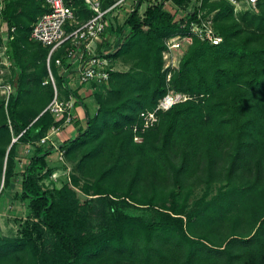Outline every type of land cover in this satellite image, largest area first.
Returning <instances> with one entry per match:
<instances>
[{
    "label": "trees",
    "instance_id": "1",
    "mask_svg": "<svg viewBox=\"0 0 264 264\" xmlns=\"http://www.w3.org/2000/svg\"><path fill=\"white\" fill-rule=\"evenodd\" d=\"M112 1L103 0V5ZM174 1L183 5L190 0ZM75 5L83 16L92 15L91 9H80L84 0ZM202 7L216 10L223 40L211 44L195 38L174 69L171 85L191 98L162 111L159 122L135 140L133 125L141 122L140 112L154 107L169 89L164 38L185 30L162 4L148 6L144 17L136 9L124 23L109 28L118 35L114 64L121 58L130 67L111 72L94 91L95 110L84 104L85 128L61 143L65 155L78 160L77 168L96 178L87 193H100L105 179L121 176L129 178L131 191H161L168 198L163 191L171 188L170 201L179 208L160 209L159 219L141 232L147 233V244L135 248V235L132 245L117 244L119 214L98 228L89 223L93 201L78 195L77 176L60 186L44 184L55 171L47 160L54 146L40 139L63 119L47 109L54 97L53 84L44 83L50 47L32 39L31 29L50 8L45 0H6L3 18L16 26L7 37L16 88L7 105L0 99L5 185L15 173L17 145L33 147L21 169V193L29 199L30 214L20 234H0V264H23L29 243L38 264H79L94 243V255L108 254L105 264H264V0L258 5L261 13L241 10L239 17L226 0H203ZM57 57L65 66L68 60L62 50L51 60L59 91L65 96L73 91L81 101L70 86L72 68L61 73ZM190 180L219 186L210 198L188 207L185 198L183 204L179 199ZM3 189L0 182V193ZM133 219L140 223L143 217Z\"/></svg>",
    "mask_w": 264,
    "mask_h": 264
},
{
    "label": "built area",
    "instance_id": "2",
    "mask_svg": "<svg viewBox=\"0 0 264 264\" xmlns=\"http://www.w3.org/2000/svg\"><path fill=\"white\" fill-rule=\"evenodd\" d=\"M77 0H45L50 8L49 11L39 15L32 24L31 38L49 46L50 50L47 56V65L49 75L44 83L51 82L54 87V97L47 105L55 115L56 119H63L58 124H53L46 135L41 139V143H47L54 146L58 156L65 158V149L60 143L51 141V134L60 131L74 116V106L78 101L76 94L70 91L68 96L63 95L57 86L56 77L51 67V60L59 50L64 52L67 57L68 66H65L62 57H57L56 62L60 67V72L65 73L72 68L69 76L72 78L70 86L75 79L83 84H89L92 93L107 81L111 72L117 69L113 62L111 53L115 49L117 34H110L111 26L124 23L126 18L136 9L139 10L142 17L148 6L162 4L164 8L173 13L174 20L181 22L185 27L182 32L170 34L164 38L166 48L163 51L164 68L168 69V91L158 99L157 104L152 108H146L140 112L141 122L135 123V140H142L140 131H145L155 126L160 119V113L168 110L174 104L185 101L192 97L191 94L175 89L170 79L175 68H178L181 59L187 51L189 45L195 38L208 41L211 44H218L223 40V35L216 26L215 12L206 11L202 7L203 0H193L187 5H179L174 0H113L107 6L103 5V0H84L85 5L80 9H91L92 15L83 16L77 9L75 2ZM232 6L234 11L255 10L262 0H226ZM190 2V1H189ZM6 0H0V99H4L7 105L10 96L15 92V83L11 79L12 61L7 53V37L10 30H15L16 26H8L3 18V12ZM191 17L187 22L183 18ZM73 89V87H72ZM32 144L26 143L23 154L26 156L32 150ZM28 161V159H27ZM26 161V162H27ZM50 179L57 180L58 171L50 174ZM48 182V183H49Z\"/></svg>",
    "mask_w": 264,
    "mask_h": 264
},
{
    "label": "rangeland",
    "instance_id": "3",
    "mask_svg": "<svg viewBox=\"0 0 264 264\" xmlns=\"http://www.w3.org/2000/svg\"><path fill=\"white\" fill-rule=\"evenodd\" d=\"M191 1L193 0L187 2V5L191 3ZM204 9L209 12L208 7H205ZM261 10L262 9L258 7L253 11V13H261ZM236 15L239 17V12H237ZM116 66L118 69H126L130 67V63L125 62L121 58H117ZM93 110H95V108ZM20 145V143L17 145L19 154L21 151ZM18 157L19 155L17 156L19 161L17 160V166L15 167V173L11 178V182L6 185L4 184V170L0 176L1 186L4 188L0 193V234H4L6 236H11L15 233L20 234V226L30 214L29 199L24 198L21 193V169L24 164L20 163V159ZM55 161L61 162L58 163L57 168L66 170V173L62 175L59 172V177L56 181L51 180L50 182L48 181V183L45 180L44 184L48 187L54 185L60 186L65 181L72 179L73 174L77 176L78 182L76 183V188L78 195L81 199H92L93 201L89 219V223H91L92 226L94 225V227L98 228L100 223L109 218L111 214H113V216H117V214L122 216L123 220L119 222V226L116 228L117 244L123 242V245L125 242H128L132 245V242L130 241L133 237L132 235H135V241L133 242V246L135 248H139L144 244H147V233L144 235L141 234V232H144L146 224L153 220L155 222L159 219L161 213L160 209L168 207L170 210L175 211L179 208V206H176L175 204L173 205V202L170 201V187L165 188L163 191L165 195H169L168 198H166V196H162L160 193L161 191L155 193L153 191L140 188H135L136 190L134 189L131 191L129 190L130 186L128 185L129 178L126 179L123 176L105 179V183L102 184L103 187L101 186L98 190L100 193H87V186L93 184L96 178L92 174L86 173V170L77 168L78 160H72L67 155L64 159H61L58 156ZM50 167L54 169L56 168V166ZM47 179H50V177H47ZM115 182L118 183V185H115ZM113 186L116 188V191L111 190ZM218 186L219 183L217 182L212 184V186H207L204 182L195 183L194 180H190V182L188 181L185 184L183 191L181 192L179 204H183V199L185 198L184 202L186 203L184 204L190 207L196 200L202 198L203 196L210 198L216 192ZM110 191H112V193H110ZM131 192L133 195L130 197L128 194ZM135 216H142V221L140 223L135 221L133 219ZM36 240L39 242L38 239ZM28 246L29 247H27L23 255V264H38L36 258L33 257V244L29 243ZM96 247L97 243L91 244L87 251L88 254L85 255L79 264H105L103 262V258H105L108 254H103L102 257L97 256L96 253L94 255ZM110 248L113 250L114 245L111 244Z\"/></svg>",
    "mask_w": 264,
    "mask_h": 264
},
{
    "label": "crops",
    "instance_id": "4",
    "mask_svg": "<svg viewBox=\"0 0 264 264\" xmlns=\"http://www.w3.org/2000/svg\"><path fill=\"white\" fill-rule=\"evenodd\" d=\"M72 87L79 93L81 101H77L74 106V118L70 122H68L60 131L53 132L51 134L50 140L58 142L60 144L63 141L76 136L80 132V130L85 128L87 121V111L84 104H86L91 109V111L95 106L94 92L92 93L89 84H83L79 82V80L75 79L74 82H72ZM25 145L26 144L21 143L20 154H23ZM57 157L58 153L54 150L50 155L47 156L48 164L50 166H56L55 171L58 170V172L63 175L66 173V170L57 168L58 163H61L60 161H55ZM27 159L28 157L22 156L20 159V163L25 164Z\"/></svg>",
    "mask_w": 264,
    "mask_h": 264
},
{
    "label": "water",
    "instance_id": "5",
    "mask_svg": "<svg viewBox=\"0 0 264 264\" xmlns=\"http://www.w3.org/2000/svg\"><path fill=\"white\" fill-rule=\"evenodd\" d=\"M16 140V138H13V141Z\"/></svg>",
    "mask_w": 264,
    "mask_h": 264
}]
</instances>
